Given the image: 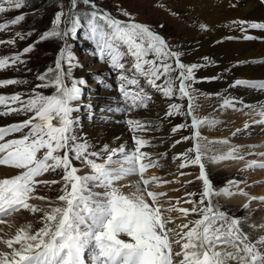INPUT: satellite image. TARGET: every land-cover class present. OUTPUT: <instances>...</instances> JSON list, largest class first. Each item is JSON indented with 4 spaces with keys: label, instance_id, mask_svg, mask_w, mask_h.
Instances as JSON below:
<instances>
[{
    "label": "snow or ice",
    "instance_id": "1",
    "mask_svg": "<svg viewBox=\"0 0 264 264\" xmlns=\"http://www.w3.org/2000/svg\"><path fill=\"white\" fill-rule=\"evenodd\" d=\"M257 3L264 6V0ZM26 6L27 0H0V14L20 12ZM232 6L237 7L236 0ZM116 7L126 19L117 18L97 0H56L47 29L23 49L0 57V71L33 72L28 67L29 54L45 42H59L54 66L35 74L38 83L24 93L26 99L19 92L0 95V117H23L0 126V167L6 170L5 177L0 178V224L5 223V217L21 210L40 212L44 221L38 230L21 227L12 238L0 239L8 249L0 251V264H88V259L91 264H264V236L253 239L248 231L256 228L250 223L255 197L249 198V193L241 187L243 181L227 179L223 186H217L213 177L210 167L213 164L246 161L244 155H237L241 150L234 147L224 155H209L213 142L202 138L200 129L215 127L218 123L215 119L198 118L191 103L186 112L180 104L169 103L164 114L165 119L178 115L191 117L190 124L172 128L173 133L191 129L190 135L172 145L175 147L181 140L191 141L193 145L172 158L180 161L178 169H197L195 173H179L193 175L200 184L197 192L186 193L188 198L184 203L191 207L175 204L165 207L170 201L161 198L167 194L153 190L154 186L174 181L147 175L150 169H162L158 161L167 158L166 153L154 157L147 151L151 140L138 134L153 130L156 125L152 121L125 120L131 133L130 144L116 147L104 144L97 149L89 142L77 115L89 87L88 80L75 74L84 67L73 50L80 33L93 45L92 54L114 76L113 83L100 79L97 83L118 97L115 106L110 102L106 107L89 100L83 107L88 119L94 120L96 111L104 116L112 113L131 116L149 109L153 93L168 101L186 97L191 101V94L199 91L195 84L218 78L197 76L200 70L214 64L208 57L202 58L204 63H184L183 51L174 50L162 35L137 22L119 3ZM25 20L26 15L21 12L10 21L0 22V33H7ZM233 24L243 34L240 37L243 41L264 42V35L248 34L249 30L264 32V22L239 19L233 20ZM200 27L206 30V25ZM34 35H37L35 30L15 31L11 38L0 39V45L15 48L18 41H27ZM240 64L238 61L237 66ZM27 83L24 79H0V88ZM230 87L264 92V79L237 78ZM49 88L53 93L44 94L43 90ZM222 107L235 109V100L225 99ZM251 112L262 117L254 124L264 127V105ZM252 126L246 123L244 131ZM239 132L237 129L233 135ZM218 143L228 145L229 140ZM77 161L90 171L79 174ZM252 168L264 169V163L245 164L246 170ZM45 173H55L60 178L38 179ZM131 176L137 178L134 190L125 194L122 188L129 185L120 182ZM40 184L60 185L59 194L49 201L50 210L29 203L34 198L47 199L34 197ZM259 203L264 204V199ZM241 209L246 214L236 216L235 212ZM172 212H178L187 222L175 224ZM190 215L195 218L188 220ZM260 228L264 229V224Z\"/></svg>",
    "mask_w": 264,
    "mask_h": 264
},
{
    "label": "rangeland",
    "instance_id": "2",
    "mask_svg": "<svg viewBox=\"0 0 264 264\" xmlns=\"http://www.w3.org/2000/svg\"><path fill=\"white\" fill-rule=\"evenodd\" d=\"M66 2V0H65ZM99 5L109 11L112 12L114 16H116L119 19H126L124 16L119 14L118 8L116 7L117 3L120 4V7L126 9L132 17L135 18L137 22L143 23L148 25L150 28H152L154 31L158 32L160 35H162L169 43V45L174 50H181L183 46H185V36L186 31L192 27L196 21H192V19H189L187 14L185 12L176 11L174 9H171L167 2L164 0H97ZM56 3V0H27V6L23 8L20 12L17 11H10L5 14H0V22L11 19H14L17 15H20L21 12L26 15V20L22 22L19 25L12 26L11 30L8 31L3 37L0 39H8L11 38L15 31H21L27 32L30 30H35L37 35H34L32 38H30L27 41L20 42L18 41V44L15 48L7 45H0V57H3L5 55H12L17 50L23 49V47L27 46V44L32 43L35 39H37V36L40 32L47 29L49 26V21L52 16V8L54 4ZM81 8L84 6L81 5ZM163 25V27H160ZM2 34V33H0ZM202 40V39H200ZM71 42V41H70ZM202 41H193L188 42V46H195L200 44ZM74 52L79 58L80 63L84 65V67L81 69L83 71L86 67L91 68V71H88V82L89 87L86 90L85 93V100L84 105H86L89 100L92 101L95 104H98L100 107H106L108 103H110V100L108 99L107 95L110 93L111 96H113L112 100L115 98L117 99V94L109 91L108 89L103 88L100 84L97 83V79L103 80L108 83H113L114 76H110V69L107 67L106 64L99 61V59L94 56L93 50L94 47L91 44L90 41L87 40L86 35L84 33H80L79 38L74 42ZM59 42H45L41 45H38L37 51L33 52L32 54H29L31 56V59L29 60L28 67L33 69V72H16L11 70L6 71H0V79H6V78H16V79H24L27 80V84L23 85H14V86H8L6 88H0V95H12L16 92L21 93L22 98H27L24 96V93L30 92L31 89L35 87V84L38 83L35 79V74L44 71L47 67L54 66L53 61L58 51ZM25 59H28V57H24ZM93 58V59H92ZM92 60V61H90ZM182 60L186 64L188 63L185 59ZM97 66H100L99 68ZM106 68H105V67ZM104 73H103V69ZM107 69V71H105ZM108 72V77H105L106 73ZM105 74V75H104ZM95 84V87L92 86ZM179 82H176V86L178 88ZM200 86V87H199ZM194 87L198 89L199 91L192 93V99L189 101V99L186 97L183 100H179L174 98L176 103L180 104L182 106V111H187L189 103L193 105L194 108V115H196L198 118H208V119H214L216 116L217 111L221 110L223 114L227 112H231L229 108L222 107L223 105V93L220 91V89H215L212 87L204 86L202 84H195ZM203 87V88H202ZM44 94L50 95L53 93V89H45L43 90ZM151 91V89H149ZM108 93V94H107ZM100 94V95H99ZM163 96H158L156 93H153V100L150 103L149 109H141L138 112H135L131 115L133 119H141L143 120V115L145 111L150 115L153 112V115L156 117L157 109L155 106L162 103ZM113 102V101H112ZM111 102V103H112ZM115 106V102L112 103ZM84 105H82V110L79 112V119L81 123L83 124L84 130L91 128L92 126L96 127V129H100L103 127L105 123H113L114 124H120L124 122V126L126 128L127 125L125 121H122L119 123V121L116 118L113 117L112 114H108L107 116H104L99 111H96L95 113V119H88V113L83 110ZM156 110V111H155ZM226 110V111H225ZM242 109L238 111L237 115L240 114ZM146 113V114H147ZM149 119H146V121H152L156 127L151 131H146L145 133H138L139 135L144 136L145 139L151 140L152 144L150 147H148L147 151H149L154 157L159 156L160 154H167L166 159L159 160L158 162L161 163L164 166L169 165L170 167H176L180 163L179 160H173L174 157L172 151H175L177 148H179L181 145L175 146V147H169L170 145V135H167V128L165 127L163 121L160 120V126L158 129V122L153 121L151 117ZM163 115V114H159ZM122 117V116H120ZM162 118V117H161ZM23 119V117H15V116H6V117H0V126H5L11 123L18 122L19 120ZM116 119V120H114ZM145 120V119H144ZM191 117H186L184 115H180V123L190 124ZM225 120L217 121L218 124H222ZM163 125V126H162ZM100 126V127H99ZM220 127V126H219ZM225 127V126H222ZM210 127H202L200 129L201 131V137L204 138L206 141H212L213 142V150L209 153V155H218L217 152L219 150V143L218 139L211 140L206 134L207 129ZM213 128V127H212ZM163 129V131H162ZM99 130V133H96V130L92 133L86 132L87 137L90 143H94L96 148L98 149L104 144H108L103 141V135L102 131ZM231 129L228 130L230 132ZM89 131V130H87ZM182 131L185 133L184 136H188L191 133V129H182ZM162 132H165L166 135H164ZM181 132V133H183ZM89 133V134H88ZM233 133H236V130L234 132L230 133V137L227 138L229 140V144L231 146H235L237 149L241 150H250L251 147H254L258 143L261 142V140L257 139L254 140L255 143H247L246 141L250 140L253 137V131H244V128L240 129V132L236 135H233ZM94 135V140H90V135ZM256 136L260 135L261 133H254ZM19 135V134H16ZM97 136V137H96ZM165 136V137H163ZM250 137V138H249ZM10 137H6L8 139ZM164 143H163V142ZM252 141V140H251ZM258 141V142H256ZM187 145H185L180 153H184L187 149L192 147L191 141H186ZM242 142L246 144L239 145L237 143ZM115 143V142H114ZM164 144V145H162ZM235 144V145H234ZM111 145V146H110ZM115 145V144H114ZM113 144H109L110 147H115ZM249 145V146H248ZM254 145V146H252ZM239 146V147H238ZM245 147V148H244ZM163 149V150H162ZM217 151V152H216ZM179 153V154H180ZM223 155V154H222ZM205 161L207 162V157H205ZM76 166L81 168V171L79 174L83 175L85 173H88L90 170L88 168H83L80 163L77 161ZM181 171L187 172V173H195L197 172L196 168L188 167L185 169H176L174 172H168L167 174H164L161 169H156V176L160 178L161 181L163 180H171L172 177L177 175L175 179H172L174 181L173 183L169 184H161L159 187H153V190L161 193L162 188H166V190L162 191V193H166L167 195L162 197V201H170V203H165V207H169L172 204H175L176 207H191L190 205H187L184 203V199H187L186 196L187 192H197L200 188L199 182H196L193 175H186V176H180L179 173ZM212 171V170H211ZM258 171V172H257ZM257 172V173H256ZM175 173V174H174ZM213 177L215 178L217 186H223V184L226 182L227 179H236L243 181L241 187L247 188L250 191L249 194H258L256 197L257 200L253 201L251 203L252 213L250 214L251 220L250 223L255 224L256 228L253 230L252 228H249V234L253 237V239H258L260 236H264V229L260 228L261 224H264V204L259 203L261 199H264V169L259 168H252L250 170H246L245 166L242 170L236 171L234 174H228L226 172H214ZM256 173V174H255ZM259 174V175H258ZM161 176V177H160ZM60 177L55 173H45L42 177L39 179L46 180V181H52L55 179H59ZM188 180H193L194 182L189 184L187 183ZM178 181V182H177ZM120 184H127L128 187L122 188V191L125 194L131 193L133 189V184L128 183L126 181H121ZM119 186V185H118ZM245 186V187H244ZM60 185H44L40 184L37 185L36 192L34 193V197H46L47 199L41 200L38 199L37 205L36 203L33 204L35 207L44 209V210H50L49 208V201L54 200L55 197L59 194L58 189ZM96 191H103V189H95ZM263 194V195H262ZM263 197V198H261ZM255 198V199H256ZM179 201V203H177ZM59 203V202H58ZM24 210H21L20 213H22ZM14 213L12 216L5 217V223L8 225L9 221L10 223L13 222L15 218L19 215V213ZM246 213L243 209L236 211L235 215L238 217L244 216ZM171 216L174 218V220H178L180 214L178 212H172ZM191 219H194L195 217L190 215ZM14 219V220H13ZM26 219V220H25ZM43 219H42V213H29L24 211V214L22 215V221L21 223L16 227L13 226V229L18 230L20 226L24 227H30L32 231L38 230L40 227L43 226ZM12 223L8 226L11 227ZM171 226V225H170ZM1 227V224H0ZM257 229V230H256ZM8 229L3 231L5 233ZM2 231V230H0ZM254 231V232H253ZM1 239V238H0ZM0 251H8V249L0 243ZM2 245L4 247H2ZM6 249V250H4ZM86 259H88V256L86 254ZM88 264H91V260L88 259Z\"/></svg>",
    "mask_w": 264,
    "mask_h": 264
},
{
    "label": "bare ground",
    "instance_id": "3",
    "mask_svg": "<svg viewBox=\"0 0 264 264\" xmlns=\"http://www.w3.org/2000/svg\"><path fill=\"white\" fill-rule=\"evenodd\" d=\"M164 1L167 2V5L171 9H174L178 12L180 11V13L185 12L189 17V19H192V21H196V23L186 31V36H185L186 44L181 48V51H183L184 53L183 59H185L188 63H204L202 58L208 57L209 60L214 62L213 65L200 70L197 73V76L198 77L216 76L218 78L211 82H203L199 84L207 86V88L208 87H212L215 89L222 88L220 91L223 93L224 96L223 102L225 101V99L235 100V109H233L232 107H227L230 109V111L232 110L231 112H227L226 110H225L226 111L225 114H223L221 110L215 112L216 116L214 117V119L216 121H219V119L221 121L222 120L225 121H223L222 124L217 123L216 126L213 128L212 127L208 128L205 135H207L211 140L213 139H218L219 141L224 140L230 137L231 135L229 134L234 132V130L244 128V125L246 123L253 125L249 129L250 131H254V133L264 134V127H260L259 125L254 124L255 120H259L262 117H260L256 113L251 112V109L257 108L258 105H264V92L248 90L243 87H235V88L230 87L233 81L237 78H248L251 80L264 79V64L261 63V61L264 60V42L243 41L242 39H240V37L243 34L238 30L237 26L233 24V20H239V19H245L248 20L249 22H264V6L258 4L257 0H236L237 7L232 6L233 0H164ZM202 24L206 25V30H201L200 25ZM5 34L6 33L0 34V38L3 37ZM248 34L261 36L264 35V32L249 30ZM229 37H232V39H229ZM197 40L202 42H200V44L195 46L187 45L188 42L193 41L195 43V41ZM238 61L241 62L240 66H237ZM97 67L99 68L100 66ZM88 71H91V68L86 67L83 71H81V69L76 70L75 74L77 76H83L87 80ZM105 71H107V69ZM103 73H104V69H103ZM105 77H108V72L106 73ZM92 86L95 87V84H93ZM156 94L158 96H161L159 93ZM107 97L110 100V102L113 101L112 103H114L116 100V98L112 100L113 96H111L110 93L107 95ZM162 99H163L162 103L159 105L157 104L155 106V108L158 111L156 112L157 113L156 117L153 115V112L152 114L149 115L147 111H145V113L143 114L145 116H143L142 118L143 120L144 119L146 120L149 119L151 115H153L151 119H153V121L155 122H158V126H157L158 129L159 127L161 128L159 124L160 120L163 121L165 127L167 128L166 129L168 132L167 135L168 134L170 135L169 147H171L173 143L176 140L181 139L185 133L182 131V129L177 131L176 133L172 132V128L174 126L181 124L180 115L167 119L164 118V114L168 109V104L176 103L177 101L174 98L172 101H168L164 97ZM240 109L242 110L240 114L237 115ZM159 114H163V115L159 116ZM77 115H79V113ZM111 118L112 119L116 118L120 123L121 119L122 121H125L126 119L132 117L124 116L122 113H113V117ZM229 129H231L230 132H228ZM87 130L85 129L86 132H90V133L96 130L95 134H97L99 133L100 129L97 130L96 127L92 126ZM100 131H102V134H104L103 141L108 143V145L115 144L114 146L116 147L121 143L130 144L132 142L131 133L129 132L128 128L124 126V122L120 124H114V122L109 124L105 123ZM162 133L166 135L165 132ZM92 134L90 135V140H94L93 138L95 134L93 136ZM260 138H261V142L255 146L252 145L254 147H251L250 150L248 151L241 150L242 149L241 148L240 149L241 151L237 153V155H244V156H251L253 154H258L259 155L258 158L246 160L245 162H236L231 160L223 161L220 162L219 164L211 165L210 166L211 170L218 173L226 172L228 174H234L237 170L243 168L246 163H252V162H255L257 164L264 163V156L261 155L262 153H264V135H262ZM186 143H187L186 141L181 140V143L176 144L175 146L178 145L181 146L177 148L175 151H172V153H174L173 156L179 155L181 149L185 145H187ZM219 145H220L219 146L220 151L218 152L216 151L217 154L219 155L226 154V152L233 147L236 148L235 146H231V144L230 145L219 144ZM176 169H177L176 167L163 165V168L161 170L163 171L164 174H167L169 171L174 172ZM5 171H6L5 169L0 167V178L5 177ZM156 174H157L156 169L153 168L150 169L147 175L156 176ZM176 177L177 175L176 176L174 175L172 179H175ZM39 178L40 177H38V179ZM136 179L137 178L135 176H131L125 178L123 181L135 185ZM161 190L164 191L166 190V188H162ZM244 190L248 193H250L251 191L248 189V187L244 188ZM257 196L258 194L257 195L249 194V198L251 197L256 198ZM234 199L241 200L245 198L235 197ZM255 200H257V198ZM37 202H38L37 198H34L29 201V203L31 204L36 203V205ZM245 202L248 201L245 199ZM23 214L24 211L22 213H19V215L15 218V220L13 219L14 224L13 222H11L12 223L11 227L8 226L11 224L9 219L7 221L9 222L8 225L1 224L0 227V230H2L0 231L1 239H9L15 235L16 231H18L22 226H20L18 230L13 229V226L15 225L17 227L21 223ZM187 219L191 220V217L189 216ZM185 222H187V220H185L183 217H179V219L175 221V224L178 225ZM174 226L175 225H171L170 227H174ZM6 229L8 230L5 233H3V231H5ZM2 247L4 246L2 245Z\"/></svg>",
    "mask_w": 264,
    "mask_h": 264
}]
</instances>
